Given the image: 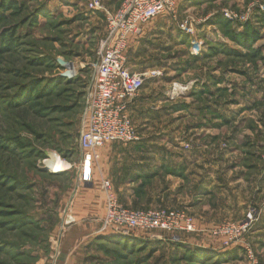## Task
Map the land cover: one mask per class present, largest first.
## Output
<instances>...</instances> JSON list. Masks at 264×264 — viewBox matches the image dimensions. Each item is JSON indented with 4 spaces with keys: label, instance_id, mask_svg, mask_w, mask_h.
<instances>
[{
    "label": "rangeland",
    "instance_id": "rangeland-1",
    "mask_svg": "<svg viewBox=\"0 0 264 264\" xmlns=\"http://www.w3.org/2000/svg\"><path fill=\"white\" fill-rule=\"evenodd\" d=\"M4 1L0 0V264H60L66 257L62 253L72 250L68 264H264V247L248 238L261 213L256 198H251L264 190V182L262 188L258 186L263 173L255 170L264 167V12L257 9V5L264 6V0L179 1L177 19H193V36L179 32L177 23L164 15L129 43L127 60L133 70L160 73L142 89L149 87L158 93L152 107L159 108L154 112L163 121H158L159 128L153 125V137L144 139L130 111L141 141L108 145L155 149L158 162H164L166 148L189 151L193 145L201 146L203 151L195 159L209 171L216 169L213 162L221 158L222 177L236 179L243 172L248 178L239 187L232 185L234 198L225 190L221 193L226 205H233L232 199L239 201L234 205L236 213L223 208L205 235L178 234L175 240L162 232L98 235L102 219L81 223L76 232L74 223L63 226L66 217L76 215L70 199L78 171L51 166L80 161L76 141L106 20L103 13L88 9L92 0H9L13 4L6 5L7 9L1 7ZM100 1L112 12L121 0ZM223 10L243 17L250 12L246 20L230 21L223 17ZM194 42L202 43L198 55L190 54ZM247 51L258 57L227 55ZM174 85L180 89L174 91ZM187 92L201 104L200 116L204 117L200 118L219 120L216 130H204L203 139L194 133L182 134V126L164 132L165 118L197 114V109L188 112L179 106L176 95ZM114 165L111 168L116 171ZM99 170L95 165L94 175L99 177ZM165 173L158 169L151 184L161 183L158 178ZM175 193L186 202L182 189L176 187ZM245 195L247 208L240 220ZM215 200L209 195L200 207L204 203L211 206ZM162 205L153 207H169ZM197 208L192 209L196 212ZM247 216L252 218L250 228L234 245H225L224 236L213 234L222 225L245 222ZM69 228H73L70 250L64 252ZM113 236L126 241L119 243L110 239Z\"/></svg>",
    "mask_w": 264,
    "mask_h": 264
},
{
    "label": "built area",
    "instance_id": "built-area-1",
    "mask_svg": "<svg viewBox=\"0 0 264 264\" xmlns=\"http://www.w3.org/2000/svg\"><path fill=\"white\" fill-rule=\"evenodd\" d=\"M179 1L183 0H121L119 7L112 12L107 11L100 0H92L88 4L90 11L104 14L106 29L94 67L92 85L86 94L84 116L76 141L80 161L66 168L77 169L78 183L90 181L93 167L99 160L98 150L104 145L112 142L137 144L141 141L140 133L130 117L131 105L143 86L160 73L153 69L132 70L127 60L128 46L131 41L142 36L147 24L164 15L177 23L179 32L193 36V19L187 16L177 19ZM257 9L264 12V6L257 5ZM222 13L230 21L248 19V13L245 17L227 10ZM202 48V43L194 42L190 54L198 55ZM173 87L174 91L180 89L176 85ZM102 190L105 214L97 230L98 235L111 233L131 236L136 232H162L175 240L178 234L196 232L194 218L183 209H130L119 202L108 181L102 180ZM74 222L75 219L68 216L63 226ZM251 223L252 218L247 216L245 222L222 225L213 234L224 236L225 245H234L242 233L249 230ZM246 251L251 257L250 250Z\"/></svg>",
    "mask_w": 264,
    "mask_h": 264
},
{
    "label": "crops",
    "instance_id": "crops-1",
    "mask_svg": "<svg viewBox=\"0 0 264 264\" xmlns=\"http://www.w3.org/2000/svg\"><path fill=\"white\" fill-rule=\"evenodd\" d=\"M116 8H113L112 10H115ZM147 30L149 29L146 25L143 29L142 36L148 32ZM139 54L140 53H137L136 55ZM153 92H155V89L153 88L148 87L141 89L140 94L134 99L133 104L131 105V112H133L132 118L135 119V123L138 125L140 129L139 131L144 139L153 137L155 135V132H153V125H155L156 128H159L160 124L158 121L160 119L163 121V117L158 116V112H154L155 109L157 110L159 108L152 107V104L155 101L154 98L158 95V93ZM185 94L186 96H184V93L176 95L178 102L180 101L179 103L181 104L179 106L183 105L184 108L187 107L188 112L192 109H197V114L187 113L186 115H188V118L164 117L166 121L165 127L163 128L164 132H174L173 129L175 127L182 126L184 130V132H181L182 134L186 133L187 136H189L190 133H194L199 136L201 135V138L203 139V135L205 133L204 130H216L215 126L219 120L215 118H200L203 116H200L202 114L201 104L196 103L197 100L194 101L196 98H194L190 92ZM167 97L170 100V97ZM171 99L172 100L170 101H174L173 98ZM171 103L169 105H171ZM207 119H209V121ZM191 139L194 142L198 141H196L193 137H191ZM203 148L204 147L194 145L189 151H184L183 149L178 148H166L163 150L164 155L162 156H166L163 160L164 162H158L159 159L155 156L157 154V150L148 147H112L107 144L104 148H100L98 150L99 160L96 163L100 169L99 177L93 173L95 165L89 182L78 183L76 176V186L70 199L71 204L73 207L75 206L76 210V218L73 217L75 219L73 224L75 230H73V228H69V235L67 234V237L62 244L64 252H68L70 250V233L72 230L73 232H76L80 229L76 226L79 224L82 226L81 223L84 222L93 224L103 218L105 214V197L102 190V180H106L110 183L113 192L119 199V202L126 208L148 209L153 207V205L163 204L162 206H169L168 208L174 207L185 210L195 218L196 235H205L208 229H212L213 223L211 220L214 221V218L220 216L223 212V208L227 209V213H229L230 210L236 213L237 208L234 209V205L236 206L239 201L237 202L236 200L235 202L232 199L233 205H226L225 197H222L221 193L225 190V192H228V195L230 194L229 197L232 198V185L233 188L241 186V183H244V180L248 179L247 174L241 172L242 174L238 175V178L231 180L228 179L226 175L222 177V168H220L222 165V159L220 157L218 162H213V166L216 165V169L214 170L210 165L209 168L213 169V172H211L212 170L209 171V169L206 168V164L195 159V157L199 156L200 151H203ZM113 165H117L116 171L111 168ZM247 165L249 167H253V164ZM162 168L167 173H165L166 175L163 178L162 176H159L158 179H161V183L156 181L155 184H151V178L156 176L158 169L161 170ZM242 170L245 172L247 168H243ZM255 170L257 174L261 171V173H263V176H261L262 182L260 181V184L258 185L262 188L263 185L261 183L264 182V167L262 168V166H260V168ZM205 171L208 174H206ZM174 187L182 189L184 197L187 199L186 202H184L185 200H182L183 198L179 199L180 196L176 195L177 193H175ZM154 190L155 192L151 193ZM236 193L237 192L235 191V194ZM209 195L216 200L211 204V206H204V203L201 208L200 201H203L204 198L209 197ZM181 197L183 196L181 195ZM251 199L255 200L256 204L260 205L259 209L261 213L259 215L260 219L258 223L253 226L249 235L250 237L248 236V238L256 244L259 243L258 245L261 247H264V190L263 192H260V194H257V196H252ZM183 203H190L191 205L189 204V206H184ZM244 204L245 206L239 207V210H242V218L240 220H243V214L245 213L244 210L247 208L246 195ZM193 207L194 209L198 207L196 212L192 209ZM82 211H84V213ZM75 248L76 246H74L73 249ZM73 251L74 250L68 252L67 255L66 253H62L66 257L64 261H60V264H68L69 257Z\"/></svg>",
    "mask_w": 264,
    "mask_h": 264
},
{
    "label": "trees",
    "instance_id": "trees-1",
    "mask_svg": "<svg viewBox=\"0 0 264 264\" xmlns=\"http://www.w3.org/2000/svg\"><path fill=\"white\" fill-rule=\"evenodd\" d=\"M5 3V4H4ZM8 4H10L11 6H12V2H9V0L7 1H4L3 2V4H2V6L1 7H5L6 9L7 8H9V7H7L6 5H8ZM17 8V7H16ZM231 38L232 39H234V37L233 36H231ZM210 55H212V54H208L206 57H208V56H210ZM229 57L231 56V57H235V58H242V59H254V57L255 56H257L258 57V55H257V53H255L254 51L253 52H249V51H247L245 54H243V53H240V52H231V53H229V54H227ZM251 61H253V60H251ZM183 106V105H182ZM184 107V106H183ZM206 110H208V106H206L205 108H204V111H206ZM216 116V115H215ZM218 116V115H217ZM121 237V236H120ZM110 239H113V240H115V241H118L119 243H124L126 240L125 239H123V237L122 238H117V237H110ZM123 239V240H122ZM172 242V241H171ZM191 260H192V258H191Z\"/></svg>",
    "mask_w": 264,
    "mask_h": 264
},
{
    "label": "bare ground",
    "instance_id": "bare-ground-1",
    "mask_svg": "<svg viewBox=\"0 0 264 264\" xmlns=\"http://www.w3.org/2000/svg\"><path fill=\"white\" fill-rule=\"evenodd\" d=\"M71 68V67H70ZM72 72V71H71ZM70 75H74L73 73H69ZM49 164V163H48ZM66 165H61V164H55L54 166H51V169H57L59 171L66 170L67 166ZM65 167V168H64Z\"/></svg>",
    "mask_w": 264,
    "mask_h": 264
}]
</instances>
